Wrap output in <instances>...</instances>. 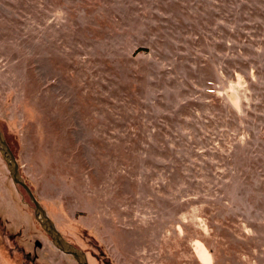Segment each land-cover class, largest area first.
<instances>
[{
    "label": "rangeland",
    "instance_id": "374dc122",
    "mask_svg": "<svg viewBox=\"0 0 264 264\" xmlns=\"http://www.w3.org/2000/svg\"><path fill=\"white\" fill-rule=\"evenodd\" d=\"M0 130L90 264H264V0H0ZM0 157V264H76Z\"/></svg>",
    "mask_w": 264,
    "mask_h": 264
},
{
    "label": "water",
    "instance_id": "95a60500",
    "mask_svg": "<svg viewBox=\"0 0 264 264\" xmlns=\"http://www.w3.org/2000/svg\"><path fill=\"white\" fill-rule=\"evenodd\" d=\"M0 156L6 165L9 176L14 185L20 186L34 206V218L42 231L50 239L53 246L66 256H70L76 264H88L86 255L67 242L56 230L52 221L48 218L46 211L35 199L29 187L24 183L19 172L18 164L10 151L5 138L0 130Z\"/></svg>",
    "mask_w": 264,
    "mask_h": 264
},
{
    "label": "trees",
    "instance_id": "16d2710c",
    "mask_svg": "<svg viewBox=\"0 0 264 264\" xmlns=\"http://www.w3.org/2000/svg\"><path fill=\"white\" fill-rule=\"evenodd\" d=\"M1 157V156H0ZM2 159V158H1ZM16 160V159H15ZM3 161V160H2ZM16 162H17V160H16ZM5 164V163H4ZM17 164H18V162H17ZM20 172V171H19ZM20 175H21V173H20ZM21 177H22V175H21ZM11 179V178H10ZM22 180L24 181V183L28 186L29 185V182L25 179V178H23L22 177ZM15 186H17L18 188H19V190H21L22 192H23V194H25L26 195V193H25V191L20 187V186H18V185H15ZM30 189V188H29ZM30 191L32 192V194L34 195V197H35V193H34V191L32 190V189H30ZM27 196V195H26ZM28 197V196H27ZM29 199V198H28ZM35 199H36V197H35ZM37 200V199H36ZM30 201V200H29ZM30 203L32 204V202L30 201ZM33 205V204H32ZM34 207V206H33ZM34 211V210H33ZM33 214H34V212H33ZM38 224V223H37ZM38 226H39V224H38ZM40 227V226H39ZM40 230H42L41 228H40ZM43 232V231H42ZM44 233V232H43ZM61 234V233H60ZM44 235H45V233H44ZM46 236V235H45ZM61 236L67 241V242H69L71 245H73L63 234H61ZM47 237V236H46ZM48 238V237H47ZM49 239V238H48ZM50 240V239H49ZM74 246V245H73ZM74 247H76V246H74ZM77 248V247H76ZM78 249V248H77ZM80 250V249H79ZM80 251H82V250H80ZM85 255H86V253L84 252V251H82ZM87 261H88V258H87ZM111 263V262H110ZM109 263V261H108V264H110ZM88 264H90L89 263V261H88Z\"/></svg>",
    "mask_w": 264,
    "mask_h": 264
}]
</instances>
